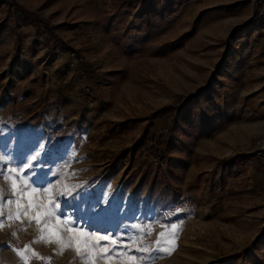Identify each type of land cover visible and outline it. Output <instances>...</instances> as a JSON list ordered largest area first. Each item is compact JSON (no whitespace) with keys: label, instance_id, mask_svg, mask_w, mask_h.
<instances>
[{"label":"rangeland","instance_id":"obj_1","mask_svg":"<svg viewBox=\"0 0 264 264\" xmlns=\"http://www.w3.org/2000/svg\"><path fill=\"white\" fill-rule=\"evenodd\" d=\"M263 133L264 0H0V264H89L26 155L95 264H264Z\"/></svg>","mask_w":264,"mask_h":264},{"label":"snow or ice","instance_id":"obj_2","mask_svg":"<svg viewBox=\"0 0 264 264\" xmlns=\"http://www.w3.org/2000/svg\"><path fill=\"white\" fill-rule=\"evenodd\" d=\"M38 147V146H37ZM33 152L35 149L32 150ZM37 161L36 163H33L32 161ZM40 161L37 160V157L35 155H32L31 158L29 156H24L23 159L20 161V164L16 167H12L10 170V173L15 174L17 177L20 176V172H23L24 169H31V176H25L22 177L23 179L27 180L28 183L24 184L22 186V191L26 194H29L30 196L32 194H39L43 192L48 197V205L44 206L38 203H34L32 199H29L27 208L28 209H35L36 215L33 217L35 219L37 225L41 224V219L45 216L51 217V216H57L58 223H63L67 226L66 230L69 233L67 238V244L75 245V251L78 256H83L86 260H88L89 264H95V256L97 254H101L103 257L106 258V261H112L114 258L118 257L121 252L120 250H116L114 248H110L109 245L115 246L117 245V239L112 236L111 233H105V234H98L96 232H90L87 229H82L79 227L78 222L72 220L71 217L65 218L62 221L59 219L60 215H62V208L61 204L59 203L58 196L56 194V190L53 188H49L46 185L44 187H39L36 184V180L38 179L37 175V168L40 167ZM19 168V172L18 169ZM16 180L14 179L12 181V187L15 190L16 189ZM66 198L71 195L70 189L65 186L62 193ZM76 195H79L77 192ZM76 195L72 196V199L76 198ZM19 203V201H17ZM27 214V210H25L24 215ZM8 219L11 220V215L8 216ZM17 219H20V216H17ZM47 222H45L46 224ZM75 225V226H74ZM2 226V225H0ZM173 234L177 232V226H172ZM50 235L54 236L55 239L51 242L61 244L62 246L65 245V240L55 231L50 230ZM163 235V233L161 234ZM101 241H108L109 245H100ZM121 245H123V240H121ZM158 251L161 252H168V248H158ZM129 252H132V249H128ZM135 251H147L146 249L137 248ZM109 252H112V255H108ZM17 255H22V253L17 252ZM137 257L135 255H127V260L122 262V264H136ZM141 260H143V257H141Z\"/></svg>","mask_w":264,"mask_h":264},{"label":"trees","instance_id":"obj_3","mask_svg":"<svg viewBox=\"0 0 264 264\" xmlns=\"http://www.w3.org/2000/svg\"><path fill=\"white\" fill-rule=\"evenodd\" d=\"M22 12H23V14H24L25 16H27L28 18H30V19H32V20H34V21H35V20H39V18H38L36 15L32 14V13H29V12H27V11H25V10H23ZM47 32H48L49 36H50L51 38H53L57 43H63L62 40H61V38L58 37V36L54 33V30H53L51 27L47 26ZM156 143L158 144V146H161V139H160L159 141H156Z\"/></svg>","mask_w":264,"mask_h":264},{"label":"built area","instance_id":"obj_4","mask_svg":"<svg viewBox=\"0 0 264 264\" xmlns=\"http://www.w3.org/2000/svg\"><path fill=\"white\" fill-rule=\"evenodd\" d=\"M256 155L264 159V133L257 140Z\"/></svg>","mask_w":264,"mask_h":264}]
</instances>
